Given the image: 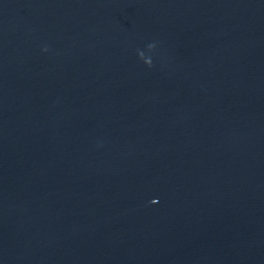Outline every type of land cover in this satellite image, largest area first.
<instances>
[{"label":"water","instance_id":"water-1","mask_svg":"<svg viewBox=\"0 0 264 264\" xmlns=\"http://www.w3.org/2000/svg\"><path fill=\"white\" fill-rule=\"evenodd\" d=\"M0 264H264V0H0Z\"/></svg>","mask_w":264,"mask_h":264},{"label":"clouds","instance_id":"clouds-1","mask_svg":"<svg viewBox=\"0 0 264 264\" xmlns=\"http://www.w3.org/2000/svg\"><path fill=\"white\" fill-rule=\"evenodd\" d=\"M42 50H43L44 52H47V51H48V48H47V47H44Z\"/></svg>","mask_w":264,"mask_h":264},{"label":"snow or ice","instance_id":"snow-or-ice-1","mask_svg":"<svg viewBox=\"0 0 264 264\" xmlns=\"http://www.w3.org/2000/svg\"><path fill=\"white\" fill-rule=\"evenodd\" d=\"M154 203H156V201Z\"/></svg>","mask_w":264,"mask_h":264}]
</instances>
